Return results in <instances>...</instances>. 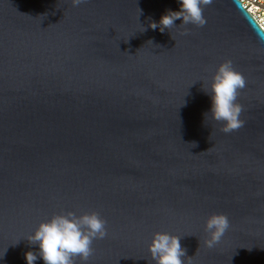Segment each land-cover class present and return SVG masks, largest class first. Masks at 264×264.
<instances>
[{
	"label": "water",
	"instance_id": "95a60500",
	"mask_svg": "<svg viewBox=\"0 0 264 264\" xmlns=\"http://www.w3.org/2000/svg\"><path fill=\"white\" fill-rule=\"evenodd\" d=\"M166 9L177 0H0V264H25V237L68 211L106 221L88 264H152L155 232L182 237L191 264H264V32L238 0L152 30ZM225 60L246 81L227 134L202 91ZM213 214L230 227L207 248Z\"/></svg>",
	"mask_w": 264,
	"mask_h": 264
},
{
	"label": "clouds",
	"instance_id": "9594fccd",
	"mask_svg": "<svg viewBox=\"0 0 264 264\" xmlns=\"http://www.w3.org/2000/svg\"><path fill=\"white\" fill-rule=\"evenodd\" d=\"M83 2L84 0H71L74 7ZM211 3L212 0H177L179 10L166 9L159 21H151L149 27L163 33L165 29L176 27L174 22L178 19L183 25L202 27L206 23L202 14L203 8ZM258 23L264 28V20H259ZM245 86V78L233 68L231 60L220 63L208 88H202L210 99V107L204 113V122L210 118L221 123L220 130L226 134L242 127L244 121L240 119V114L243 109L237 102V96ZM229 227L226 215L209 216L204 225L208 233V238L204 241L205 246L213 248ZM106 235V221L97 212L77 215L68 211L55 214L40 222L35 230L25 237L30 245L36 246L37 251H26L23 258L25 264H36L37 260L43 261V264H76L78 257L80 264H88L93 253L92 242L103 239ZM181 239L182 237L168 232L153 233L148 244L152 264H191V257L187 255L186 248L182 247ZM185 258H188L187 261Z\"/></svg>",
	"mask_w": 264,
	"mask_h": 264
},
{
	"label": "built area",
	"instance_id": "2783aa9c",
	"mask_svg": "<svg viewBox=\"0 0 264 264\" xmlns=\"http://www.w3.org/2000/svg\"><path fill=\"white\" fill-rule=\"evenodd\" d=\"M247 14L256 22L258 27L264 32V28L258 23L264 20V0H238Z\"/></svg>",
	"mask_w": 264,
	"mask_h": 264
}]
</instances>
